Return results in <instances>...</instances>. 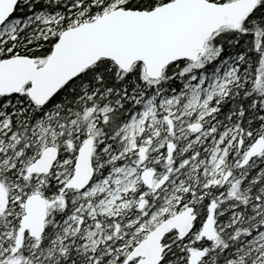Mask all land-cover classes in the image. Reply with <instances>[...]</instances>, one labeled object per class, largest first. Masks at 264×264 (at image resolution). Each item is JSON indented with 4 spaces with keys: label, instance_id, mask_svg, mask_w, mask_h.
Instances as JSON below:
<instances>
[{
    "label": "snow or ice",
    "instance_id": "1",
    "mask_svg": "<svg viewBox=\"0 0 264 264\" xmlns=\"http://www.w3.org/2000/svg\"><path fill=\"white\" fill-rule=\"evenodd\" d=\"M0 264H264V0H0Z\"/></svg>",
    "mask_w": 264,
    "mask_h": 264
}]
</instances>
